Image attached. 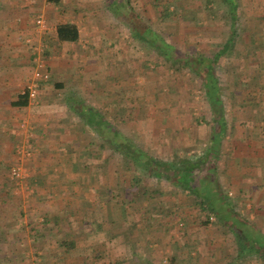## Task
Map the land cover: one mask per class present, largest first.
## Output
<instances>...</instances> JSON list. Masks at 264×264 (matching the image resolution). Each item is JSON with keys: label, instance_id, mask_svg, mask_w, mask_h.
Instances as JSON below:
<instances>
[{"label": "rangeland", "instance_id": "374dc122", "mask_svg": "<svg viewBox=\"0 0 264 264\" xmlns=\"http://www.w3.org/2000/svg\"><path fill=\"white\" fill-rule=\"evenodd\" d=\"M150 1L130 0L132 7L142 17H146L145 13H147L153 21H156ZM103 2V0H70V3H65L64 6H59L57 9L56 12H59L60 15H68L69 20L78 26L80 39L77 43L65 44L64 47L58 45L47 47L45 45L47 48L40 43L34 45V48L43 49L42 58L45 49L48 50L46 59L44 58L43 61L53 82L45 83L41 88L38 102L29 104L31 108L37 109L22 113L19 119V121L26 119L33 127L31 145L36 149L34 151L37 152L36 155L21 158L18 155L15 157L13 154L7 158L0 156V202H6L9 194L13 200L20 202L24 214L20 220L13 221V226L8 230L9 236H13L7 238L8 240L5 242L0 235V264H65L66 260L63 262V259L60 260L62 252L58 259L52 249L55 247L54 243L64 240L67 242L75 240L76 247L79 246L81 249L86 247L91 250L93 247L92 252L90 251L88 255L89 261L90 258L92 259L94 251H101L102 253L96 260L92 259L93 264H111L112 262L126 264L125 262L119 263L118 260H127L128 264H159L160 260V264H168L171 248L176 253L177 257L175 258L178 264H264V259L255 255L243 260L237 259L234 235L222 225H216L214 217H211L207 226H202L200 223L205 221V214L196 204L198 200L194 196L172 187L169 183L144 178L138 188L130 187L127 182L128 171L118 166L115 159L109 158L107 166L104 167L102 160L92 157L85 163L91 169L80 171L79 168L82 164L80 154L88 158L92 156L87 152L88 150L82 148L87 142V135L77 138L81 142L82 149L79 152H72V154L74 153L72 159H58H64V162L60 161L57 171L49 172V183L53 182L54 185L61 183L66 187H53L47 191V196L50 197L48 200L41 199L42 194L39 195L36 190H33V183L30 182L31 174L34 173L31 161L41 153V147L38 145L37 148L36 144L38 143H35L36 132L37 136L46 138V143L51 141L52 143H48L49 145H58L59 141L67 138V135L61 133L63 130L61 127H65V125L55 127L52 123L50 125L49 122L42 120V124L39 123L35 126L33 114L37 112L39 114L50 113L49 109L47 111L46 108H40L44 97L53 96L60 103L63 94L71 92L82 96L88 105L96 107L100 105L99 101L105 100L106 103L102 108L108 113L109 119L114 124L117 123L115 126L123 134L135 138L136 144L148 151L149 154L164 161H170L175 154L181 158L190 159L202 156L214 131L207 100L200 90L201 81L186 72L183 77L182 75L175 76L169 66H165L159 71L152 63H147L151 71L146 70L145 51L132 40L130 30L126 26H122L110 11L105 10ZM187 2L200 4L199 0H187ZM238 2L239 15L243 21L240 26L246 28L244 38L246 43L257 39L259 35H255L261 29L264 30V0H238ZM193 15L197 21L192 18V21L186 26L185 43L193 46L197 53L215 52V47L229 29L228 24L222 22L220 18L211 19L212 21L205 20L207 16L202 7ZM42 18L50 30V27L54 26L55 19H48L46 16ZM153 23L154 29L162 30V24ZM49 30H46L48 34L52 31ZM37 32L43 34L39 30ZM245 43L236 40L233 49L239 55L232 54L227 60L232 66H237V69L241 70L231 73L227 70L228 63H226L228 66L222 70L225 82L220 94L226 106L227 130L222 141L217 172L220 187L224 192V200L242 218L251 223L253 222L252 218L256 216L253 208L248 207L249 198L239 196L240 194L235 193L234 190L240 186L244 187L249 176L257 173L260 174V178L264 182V148L257 146L260 139L258 135H264V51H258L255 54L251 52L252 47V49L249 48V52L245 53L246 44H250ZM34 48H31V52ZM55 82L62 84L63 88H54ZM53 92L56 95L52 94ZM244 98L246 102H244ZM169 99L171 104L169 101L167 102ZM110 100H113V103ZM118 108L125 111L122 113L124 121H121V118L113 120V114H117ZM62 112L64 115H68L69 119L73 117L72 115L70 117L69 111L64 106ZM126 115L131 117L127 119ZM124 117L128 123H125ZM18 125L13 128L12 133L13 138L18 137L17 140L15 139L16 142L14 140L15 149L20 142ZM48 125L49 127H47ZM45 126L52 134L49 135L50 131L42 132ZM55 129L62 130L55 133ZM69 129L72 130L71 126ZM91 135L94 134L91 133ZM248 138L254 139L251 141ZM242 139L248 141L241 142ZM261 143L264 144V142ZM1 145L0 143V148ZM0 153H2L1 150ZM37 160L38 158H36ZM39 161L43 165L50 162L49 159H42V161L40 159ZM100 164L101 168L103 167L100 172L96 173L92 170ZM14 165L20 168L21 174L18 176L11 174V168ZM243 168L244 170L241 172ZM83 175L87 176V179L97 177L99 184L110 188V195L111 192L112 195L116 194L117 202L127 203L126 207H122L127 212L126 215H120L119 211L116 215L114 214L115 225L109 231L104 228L94 231L95 224L92 223L94 221L98 223L100 219L109 220L112 210L103 207L101 213L96 211L94 215L89 211L91 210L89 204L84 202L88 200V197L91 198V195L102 193V189L105 188L96 187V181L93 180L90 183L95 188L83 190L85 192L80 191L81 194H87L86 198L80 197V200L83 199L80 201L76 199L77 191L69 186L72 182L81 184L80 178ZM38 185L37 187H40V182ZM146 187L153 188L156 202L163 203L165 201L171 205L173 203L176 207L175 215L173 217L168 215L170 217L163 221V226H166L164 231L160 226L156 227L157 231L152 228L147 230L145 226L146 221H152V219H147L149 214L146 210L148 213L153 209L156 212L159 210L157 207L161 206L150 207L148 205L146 198H148L149 192L146 194H143V191L142 194L138 192ZM212 201L217 203L218 199L212 198ZM78 205H80L79 208H77ZM56 209L60 216H64L66 219L65 223L59 224L63 225V228L62 226H60L61 229L58 228L60 232L53 231L54 227H51L47 212L49 211L50 215ZM178 213H181L186 219V226L181 231L177 230L175 226V224L179 225L183 222V216ZM227 214L233 219L232 222H235L233 215L229 212ZM45 215L48 218H45ZM79 221L87 222L84 228H81ZM76 224L80 226V229L76 227ZM91 227L93 230L89 232ZM128 227L133 228V233L129 232ZM63 231L68 236V238L64 237V240L60 239V233ZM248 231L252 237H256L260 232L254 224ZM160 238L162 240L158 243ZM128 241L136 254L129 255V248L123 245ZM10 242H17L15 246L19 245L20 252L15 248L9 249L7 243ZM47 248L51 250H49L50 254L46 251ZM188 252L192 253V259L187 257ZM71 257L67 264H77L75 262L81 261L77 252Z\"/></svg>", "mask_w": 264, "mask_h": 264}, {"label": "trees", "instance_id": "16d2710c", "mask_svg": "<svg viewBox=\"0 0 264 264\" xmlns=\"http://www.w3.org/2000/svg\"><path fill=\"white\" fill-rule=\"evenodd\" d=\"M103 1L105 10L110 11L113 17L121 23L122 26H126L130 30L132 40L137 42L145 51L146 70L151 71V69L148 68L147 63H152L156 70L159 69V71L165 66H169L172 74L174 73L175 76L182 75L183 77L186 72L201 81L200 90L207 100L211 112V122H213L214 125V131L210 136L209 144L202 156L190 159L186 157L181 158L175 154L170 161H164L149 154L148 151H145L142 147L136 144L137 140L135 138L123 134L122 131L115 126L117 123L114 124L109 119L108 113L102 108L103 104L106 103L105 100L99 101L100 105H98V107L90 106L82 96L71 92H68L67 94L65 92L60 104L67 108L70 117L71 115L73 116L69 120L72 133L78 138L87 135V142L82 148L88 150L87 152L92 155L88 158L80 154L82 157V164L80 165L79 170L89 171L91 168L85 163L88 159H92V157L102 160V166L104 167L107 166L109 158L115 159L118 162V166L128 171L129 178L127 179V182L130 187L138 188L144 178H151L159 182L169 183L172 187L178 188L179 190L194 196L198 200L196 204L205 214V221L200 223L202 226H207L210 223L211 217H214V223L216 225H222L234 235L237 259L243 260L252 255L264 259V235H261V233L258 232L256 237H252L251 233L248 231L252 224L248 220L242 218L232 206L224 200V192L220 187L217 172V163L220 158L222 141L225 138L227 130L225 113L226 106L225 101L220 94L223 91V83L225 82L222 70L228 66V64L229 66L227 70L231 71V73L241 70L239 68L237 69V66H232L227 60L232 54L234 56H236V53L239 55V53L233 49L234 42L240 40L245 43L244 38L246 36V28L240 26L243 21L239 15L240 8L238 0H199L200 4L198 2L190 4L187 0H151L150 4L155 13L156 21H153L147 13H145L146 17H142L132 7L130 0ZM46 2L52 7H59L61 4V0H46ZM200 7H202L203 12L207 16L205 20L212 21L211 19L220 18L222 22H225L229 26L227 33L223 36L217 47H215V52L197 53L193 46L185 43L187 34L186 26L192 21V18L197 21L193 13ZM153 22H156V24H162V30L154 29ZM257 35H259L257 39H252V41L246 42L250 44L245 43V53L249 52V48L252 49V47V53L256 54L258 51H264V30L261 29L255 36ZM79 39L80 33L78 26L70 21H64L55 25L54 33L52 35L51 33L47 35L46 42L50 46L58 45L59 47H63L65 44L77 43ZM47 54L48 50L45 49L43 59ZM31 58L33 70V55ZM51 82H53V79H51L49 75V80L46 84H50ZM44 84L45 83L41 84L40 87L42 88ZM54 88L60 89L63 88V86L62 84L55 82ZM255 94L257 93L255 92ZM168 101L171 104V100L169 99L167 102ZM107 102L109 103L108 100ZM110 102L113 103V100H110ZM244 102H246L245 98ZM11 105L18 109H25L28 107L29 100L27 94H19L11 102ZM124 112V109L122 110L118 108L117 114H113V120L121 118L120 120L122 121V113ZM130 117V115H126L127 119ZM127 119L125 120V123H128ZM186 126H188V124H186ZM91 133L94 135H91ZM258 136L260 139L258 143L256 142L257 146L259 148H264V144L261 143L264 142V135ZM253 139L254 138H248V140L251 141H253ZM248 140L242 139L241 142ZM80 143L81 142L77 140V138L76 141L73 139L66 141V145H64L68 158L72 159V155L74 154H72V152H79V150L82 149ZM102 168L100 164V166L92 170L97 173L100 172V169ZM191 171L193 172L191 173ZM80 179L82 180L81 184H77L76 182H72V184L76 185V187H81L80 189L90 190V188L94 187L90 182L94 180L96 181V187L105 188L104 190L102 189V193L91 195L92 204H90L91 210L89 211L95 215L94 212L99 211V213H101L104 209L103 207L110 208L112 211H110L109 220L100 219L98 223L94 221L92 224H95L94 231L103 228L108 231L111 230L113 228L112 226L115 225L114 214L116 215L119 211L121 213L120 215H126L127 212L124 211L123 208L127 206V203L121 201L117 202L118 198L116 197V194L112 195L111 192L110 195V188L99 184L97 177L87 179V176L83 175ZM142 191L143 194L149 192V196L146 200L150 207L161 205L157 207L159 210L156 212L154 209L150 211V213L146 210L147 214H149L147 219H152V221L148 220L145 223L147 230L152 228L157 231L156 227L160 226L162 228L161 230L164 231L166 226H163V221L165 218L170 217L168 215H172V217L175 215L176 207H174L173 203L171 205V203L168 204L165 201H163V203L156 202L157 199L154 197L155 194L152 187L142 188L138 192H141L142 194ZM212 198H217L218 202H213ZM7 199L6 202H0V235L5 242L8 240L7 238L13 236H9L10 233L8 232L13 226V221L16 222L24 216L20 202L13 200L9 194L7 195ZM227 212L233 215L235 222H232L233 219L229 217L230 215L227 214ZM151 213L153 214L152 216ZM45 218H48V216L45 215ZM182 221L183 222L179 225L175 224L176 229L179 231L183 230V227L186 226V219L184 216ZM86 223L87 222L83 221L80 225L84 227ZM128 230L130 233H133L132 227H128ZM161 240L162 238L158 240V243H160ZM16 243H7V247L9 249L15 248L19 251V245L15 246ZM58 245L64 247L66 250H70L75 246L73 241L67 242L66 240L58 243ZM123 245H126V247L129 248V255L136 254L134 248L130 247V241L125 242ZM219 248L218 251H220ZM101 253V251L94 252L92 259L96 260ZM170 253L168 262H165L168 264H178L175 258L177 257L176 253L172 251V248ZM180 256L182 255L180 254ZM187 257L192 259V253L188 252ZM117 262H125L128 264L127 260H118ZM158 263L160 264V260ZM111 264L115 263L112 262Z\"/></svg>", "mask_w": 264, "mask_h": 264}, {"label": "crops", "instance_id": "0c3cea01", "mask_svg": "<svg viewBox=\"0 0 264 264\" xmlns=\"http://www.w3.org/2000/svg\"><path fill=\"white\" fill-rule=\"evenodd\" d=\"M65 3L67 4L70 3V0H61L60 6H64ZM58 8L59 7L50 6L46 2V0H0V136H2V139H0V143L2 144L1 145L2 147L0 148L2 153H0V156L2 155V157L4 158L11 157V155L12 154L14 155L15 153V146L13 145L18 139V137L13 138L12 133H13V128H16L18 125V121L21 118L22 113L37 109V108L33 109L30 106L26 107L25 109H18L12 107L11 105V102L19 94L22 93L27 78L31 73L32 70L31 48H34V45H36L37 43L50 47V45L47 44L46 42V37L49 34L47 32L43 34H39L37 32L38 28L36 27L35 20L38 17H44V16H46V18L48 19L50 18L55 19L54 26L50 27V30H52L50 32L51 35L54 33L55 25H57L58 23L64 21H70L74 23L72 20H69L68 15L64 16V15H60L59 12H56L58 11L57 10ZM52 94H54V92ZM40 106H41L40 108H46L47 111L49 109L50 113L46 112L43 114H39L37 112L36 114H33V118H34L33 121L35 126L38 125L39 123L42 124L41 122L42 120H45L47 123L49 122L50 125L52 123V125H54L55 127L65 125V127H61L63 128V130L55 129L54 131L55 133H57L59 131L61 132L62 130L61 133L67 135V138L65 140H61L58 142V145L56 144V142H55L56 145L53 144L49 145L48 143L51 144L52 142L48 141L46 143V138H44V136H39V135L37 136V132H36L35 143H38L36 144L37 148L38 145L39 147H41L40 149L41 153L38 154L39 156L34 157V159L31 161L32 166L30 163V166L33 167V171H34V173L31 174L32 178L30 182L33 183L32 184L33 190L34 191L36 190V192H38L39 195L42 194L41 199L48 200V198L50 197L49 195L47 196V191H50L53 187L54 188L56 187L59 188V186L66 187L61 183L58 185H54L53 182L49 183L48 181L49 172L57 171L58 165L61 162H64V159L63 160H58V159L68 158L67 151L65 148L67 139L76 140V138L78 137L76 135H73L72 130L69 129L70 119L68 118V115H64V113L62 112L63 106L60 105V103H58L54 99V97L52 96L44 97ZM47 127H49V125ZM47 127L45 126V128L42 131L43 133L44 132L47 133V131H50L46 129ZM50 134H52L51 131L49 132V135ZM31 147H32L31 154L36 155L37 152L36 153L34 152L36 149L33 148V145H30V148ZM36 158H38L37 161ZM40 159L41 161L42 159H49L50 162L43 165L39 161ZM243 170L244 168L241 170V172ZM35 177H37L38 179H36ZM247 180L248 182L247 184H244V187L240 186V188H236L234 191L235 193L236 192L239 193L240 194L239 196H245L249 198L250 203L248 207L253 208V211L256 216L255 218L254 217L252 218L253 222L251 223L254 224L257 230H259L264 234V182L262 181V179L260 178V174L258 173L255 175H250ZM39 182H40V187H37L39 186L38 185ZM69 186L72 187L73 190L75 189L77 191L76 199L80 200V197H85V198L87 197V194L85 193L81 194L80 191H83V189L77 190V188H80L79 186L76 187V185L73 184H69ZM246 191L247 194H245ZM84 202L88 203L90 206V204H92V199L88 197V200H85ZM79 207L80 205L77 206V208ZM47 212L49 219L51 221L50 223L51 227H54L55 229V230L53 229V231L56 232L57 230V232H60L58 228H60V226H62L63 228V225H59V224L65 223L66 219L64 218V216H60V214L57 212V209L53 210L52 211L53 213H50V215H49V211ZM79 222L81 223V221ZM76 225H77L76 227H79L80 229V226L78 224ZM81 228L84 227L81 226ZM90 229L91 230H89V232L93 230L92 227ZM73 230L75 231L76 228L74 227ZM60 234H61L60 239L64 240V237L68 238V236L65 235L64 231L61 232ZM74 241L75 240H73V242ZM60 242L54 243L55 247L52 248L54 250V254L56 258L59 259L60 256L59 254L60 252H62V256L60 257V260L63 259L62 262L66 260L65 264H67L68 261L72 258L71 256L75 252H77L78 256L81 258V261L79 263L78 262L75 263L93 264L91 258L90 261L88 260V255L90 251L92 252L93 247H91L92 248L91 250L86 247L81 249L79 248V246L76 247V241H75L74 242L75 246L70 250H66L64 247L59 248L60 246L58 245V243ZM49 250H50L49 248L46 249L48 253Z\"/></svg>", "mask_w": 264, "mask_h": 264}, {"label": "built area", "instance_id": "2783aa9c", "mask_svg": "<svg viewBox=\"0 0 264 264\" xmlns=\"http://www.w3.org/2000/svg\"><path fill=\"white\" fill-rule=\"evenodd\" d=\"M36 27L42 33H45L49 28L46 26L45 21L42 17H38L35 21ZM33 62L34 69L32 73L27 78L22 94H27L29 104L38 102L41 93V84L46 83L49 80V72L45 67L43 61V49L34 48L33 52ZM17 131H19L20 142L16 145L15 157L18 155L21 157H29L31 154L30 145L33 141V127L28 123L26 119H21L19 121ZM28 159V158H27ZM11 174L13 176H18L21 174L20 168L14 165L11 168Z\"/></svg>", "mask_w": 264, "mask_h": 264}]
</instances>
